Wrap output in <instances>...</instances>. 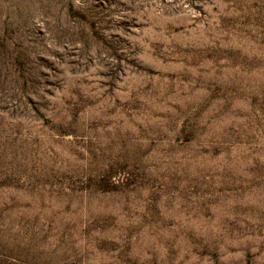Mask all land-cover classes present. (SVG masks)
<instances>
[{
  "label": "rangeland",
  "instance_id": "rangeland-1",
  "mask_svg": "<svg viewBox=\"0 0 264 264\" xmlns=\"http://www.w3.org/2000/svg\"><path fill=\"white\" fill-rule=\"evenodd\" d=\"M0 264H264V0H0Z\"/></svg>",
  "mask_w": 264,
  "mask_h": 264
}]
</instances>
